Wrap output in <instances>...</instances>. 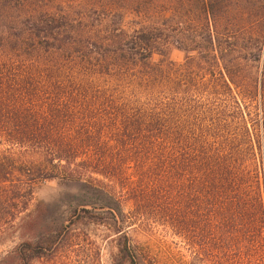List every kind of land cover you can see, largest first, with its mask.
<instances>
[{"label":"trees","instance_id":"obj_1","mask_svg":"<svg viewBox=\"0 0 264 264\" xmlns=\"http://www.w3.org/2000/svg\"><path fill=\"white\" fill-rule=\"evenodd\" d=\"M28 3L0 0V224L56 179L116 206L114 264H154L128 227L198 236L188 245L202 252L264 231V56L250 70L261 35L218 24L224 12L204 0L199 30L173 36ZM172 40L180 62L165 58ZM39 219L26 213L21 233ZM57 248L21 241L0 261L33 264Z\"/></svg>","mask_w":264,"mask_h":264},{"label":"rangeland","instance_id":"obj_2","mask_svg":"<svg viewBox=\"0 0 264 264\" xmlns=\"http://www.w3.org/2000/svg\"><path fill=\"white\" fill-rule=\"evenodd\" d=\"M28 1L33 8L67 12L73 18L82 16L87 25L121 26L126 30L142 25L173 36L177 27L199 30L203 24L201 0ZM204 1L215 15L224 12L218 24L261 35V39L252 41L255 50L250 55L251 72L259 71L264 56V0ZM173 40L165 58L180 62L187 52ZM160 58L156 53L151 56L153 61ZM115 207L104 196L74 184L56 179L38 182L33 185L27 209L11 222L0 224V260L17 243L37 238L42 242L51 241L58 248L53 256L43 253L33 264H114L119 260L118 233L112 229V220H119ZM28 212L40 218L43 227L34 234L21 233L19 228ZM135 229L126 228L131 244L147 251L154 264H264V231L252 235H222L227 242L235 241L234 238L237 243L228 245L226 250L202 252L188 245L198 236H178L161 226H154L150 232ZM0 264L5 263L0 261Z\"/></svg>","mask_w":264,"mask_h":264}]
</instances>
